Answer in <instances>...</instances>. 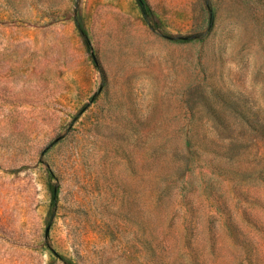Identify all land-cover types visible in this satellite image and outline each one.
<instances>
[{
    "label": "rangeland",
    "instance_id": "1",
    "mask_svg": "<svg viewBox=\"0 0 264 264\" xmlns=\"http://www.w3.org/2000/svg\"><path fill=\"white\" fill-rule=\"evenodd\" d=\"M0 264H264V0H0Z\"/></svg>",
    "mask_w": 264,
    "mask_h": 264
}]
</instances>
